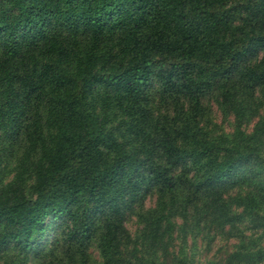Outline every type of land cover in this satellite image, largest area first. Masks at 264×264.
I'll return each mask as SVG.
<instances>
[{"label": "trees", "instance_id": "trees-1", "mask_svg": "<svg viewBox=\"0 0 264 264\" xmlns=\"http://www.w3.org/2000/svg\"><path fill=\"white\" fill-rule=\"evenodd\" d=\"M0 264H264V0H0Z\"/></svg>", "mask_w": 264, "mask_h": 264}, {"label": "rangeland", "instance_id": "rangeland-1", "mask_svg": "<svg viewBox=\"0 0 264 264\" xmlns=\"http://www.w3.org/2000/svg\"><path fill=\"white\" fill-rule=\"evenodd\" d=\"M208 103L210 104L209 106H211L210 108H211V110H212V118H213V121H214L215 123H220V122H221L220 114H219L218 111L216 110V107H215L213 101H212V100H209ZM223 126H225V123H223ZM225 128L228 130L227 127H225ZM151 201H152V198H151V199H148L147 201H145V205L150 204ZM133 219H134L133 216H131L130 219L128 218L127 221H126V225H127L128 229H129L130 231H133L134 228H135V223H134V220H133ZM55 233H56V232H55V230H54V231L49 232L48 235H46V237H45V241H46V243H49V242L51 241V239H52V237H54ZM212 247H213V246H212ZM212 247H211V248H212ZM91 251H92L93 254H95V252H96V251L93 250V249H91ZM212 253H213V248L210 249V251L208 252L207 255L210 256Z\"/></svg>", "mask_w": 264, "mask_h": 264}]
</instances>
